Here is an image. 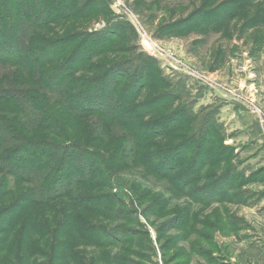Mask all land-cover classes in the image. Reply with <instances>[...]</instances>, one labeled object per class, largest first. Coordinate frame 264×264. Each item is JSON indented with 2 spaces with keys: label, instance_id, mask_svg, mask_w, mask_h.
<instances>
[{
  "label": "trees",
  "instance_id": "16d2710c",
  "mask_svg": "<svg viewBox=\"0 0 264 264\" xmlns=\"http://www.w3.org/2000/svg\"><path fill=\"white\" fill-rule=\"evenodd\" d=\"M42 1L0 0V44L11 39L16 43L5 50L6 55L0 53V264H85L87 254L79 249L101 251L120 244L152 252L151 241L145 242L148 232L132 205L138 202L146 220L165 214L164 199L148 192L137 195L138 190L129 187L125 191L135 199L131 195L127 206L113 193L117 174L124 170L121 165H140L175 195L189 196L191 204L247 202L242 188L250 179L245 181L236 168H227L233 155L222 144L214 120L217 110L206 112L210 107H203L194 113L197 100L183 85L175 88L165 77L158 76L156 85L149 86L153 65L147 61L101 63L122 38L120 28L127 34L119 21L111 19L99 31H75L76 21L110 16L108 0ZM7 7L11 11L6 14ZM89 43L95 46L92 50ZM147 90L154 93L150 100L144 95ZM149 101L160 106L151 110ZM120 105L125 108L122 112ZM173 107L166 116L164 112ZM127 109L133 114H124ZM158 114L163 115L153 120ZM156 138L165 142L154 143ZM201 162L223 166L217 186L194 185L202 181L200 172L194 171ZM262 175L264 168L249 178L261 182ZM151 198L153 202L146 203ZM121 209L126 211L119 213ZM172 218L170 228H182V215ZM98 219L131 223L138 231L94 223ZM229 226L233 224H224ZM163 230L155 231L159 242ZM166 243L170 242L164 241L159 250ZM194 252L207 264H216V257L204 248ZM182 256L177 254L174 260ZM136 259L132 251L127 257L102 251L91 262L138 264Z\"/></svg>",
  "mask_w": 264,
  "mask_h": 264
},
{
  "label": "rangeland",
  "instance_id": "374dc122",
  "mask_svg": "<svg viewBox=\"0 0 264 264\" xmlns=\"http://www.w3.org/2000/svg\"><path fill=\"white\" fill-rule=\"evenodd\" d=\"M108 8L110 16L95 17L88 22H74L79 27L75 31L81 33L99 31L111 19L119 21V26L127 29L126 34L120 28L122 38L114 42L100 62L109 60L110 65H119L131 58L147 61L153 65L149 86L156 85L158 76L165 77L174 85H183L192 99L197 100L193 106L194 113L203 107H210L206 112L217 110L214 120L223 135L222 144L233 155L227 168H236L237 172L242 173L241 178L245 181L250 179V183L242 188L245 191L243 198H247L245 203L241 202L243 198L240 200V197H235L233 200L241 203L224 200L223 203L215 202L209 206L191 204L189 196L175 195L164 182L154 180L140 165L131 168L121 165L124 170L117 174L118 185L113 193L123 198L127 206L131 203L129 199H135L133 194L127 192L130 191L129 187L137 189V195L148 192L152 193L151 197L160 195L164 199L165 214L160 217L149 215L146 220L140 215L142 208L138 202L132 205L136 218L148 232L145 242L151 241L152 252L129 244L106 247L101 251L84 247L79 250L87 254L85 264H92L91 260L98 258L102 251L118 257H127L130 251L136 252L135 261L138 264H164L166 261H169L168 264H177L186 260L189 264H207L201 255L194 252L203 248L216 257V264H241L246 249L262 244L260 238H264V176H260L261 182L255 177L249 178L253 172L264 168V154L260 153L263 151V143L256 148V143L246 138L241 122L235 118L230 121L226 114L245 108L251 115L259 117L258 120L264 121V0H108ZM10 11L7 7L5 12L7 14ZM11 40L7 44H0L1 55H6L5 50L16 45ZM88 47L92 50L95 46L89 43ZM22 63L28 67L25 59ZM109 64L104 65L105 68ZM147 92H144L145 96L149 95L147 100L154 97L150 90ZM149 104L151 110L160 106L159 102L149 101ZM119 107L122 112L123 106ZM172 109L174 107L164 112L165 115L171 113ZM124 114L132 115L133 112L127 109ZM165 127L162 126L160 130ZM153 142L165 141L156 138ZM220 167L223 166L212 167L202 162L198 164L194 171L200 172L203 177L201 182L194 185L215 187L219 183L217 176ZM61 176L65 181L66 175L62 173ZM149 201L152 198L146 203ZM125 211L121 209L119 213ZM181 211L186 213L182 214ZM177 215H182V228L171 229L169 223ZM93 221L96 224L103 222L105 226L119 224L126 231H138L131 223L104 222L102 219ZM227 223L233 226L224 228ZM161 227L164 230L161 231L162 240L159 242L155 231ZM164 241L170 243L159 250ZM208 243L212 246L209 247ZM182 253L184 256L175 261L177 254Z\"/></svg>",
  "mask_w": 264,
  "mask_h": 264
},
{
  "label": "crops",
  "instance_id": "0c3cea01",
  "mask_svg": "<svg viewBox=\"0 0 264 264\" xmlns=\"http://www.w3.org/2000/svg\"><path fill=\"white\" fill-rule=\"evenodd\" d=\"M226 115L230 118V121L235 118L241 122L246 138L253 140L257 145L256 148L261 142L263 143V151L260 153L264 154V121L258 120L259 117L251 115L245 108L241 109V111L235 109L232 114ZM260 241L262 244L257 246L253 245L248 250L246 249V254L241 258V264H264V238H260Z\"/></svg>",
  "mask_w": 264,
  "mask_h": 264
}]
</instances>
